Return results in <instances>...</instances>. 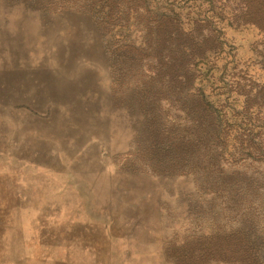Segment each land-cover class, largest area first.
Here are the masks:
<instances>
[{
	"label": "trees",
	"instance_id": "1",
	"mask_svg": "<svg viewBox=\"0 0 264 264\" xmlns=\"http://www.w3.org/2000/svg\"><path fill=\"white\" fill-rule=\"evenodd\" d=\"M19 1L99 30L131 131L115 163L163 180L183 223L168 259L264 264V0Z\"/></svg>",
	"mask_w": 264,
	"mask_h": 264
},
{
	"label": "rangeland",
	"instance_id": "2",
	"mask_svg": "<svg viewBox=\"0 0 264 264\" xmlns=\"http://www.w3.org/2000/svg\"><path fill=\"white\" fill-rule=\"evenodd\" d=\"M109 82L86 13L0 0V264H173L183 223L163 180L115 163L131 131Z\"/></svg>",
	"mask_w": 264,
	"mask_h": 264
}]
</instances>
